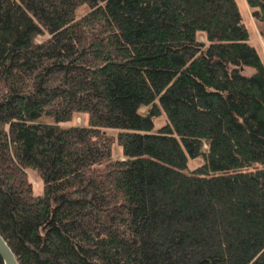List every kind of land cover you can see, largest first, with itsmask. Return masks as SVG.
Masks as SVG:
<instances>
[{
    "label": "trees",
    "instance_id": "obj_1",
    "mask_svg": "<svg viewBox=\"0 0 264 264\" xmlns=\"http://www.w3.org/2000/svg\"><path fill=\"white\" fill-rule=\"evenodd\" d=\"M0 235L19 264H264V65L236 1L0 0Z\"/></svg>",
    "mask_w": 264,
    "mask_h": 264
},
{
    "label": "rangeland",
    "instance_id": "obj_2",
    "mask_svg": "<svg viewBox=\"0 0 264 264\" xmlns=\"http://www.w3.org/2000/svg\"><path fill=\"white\" fill-rule=\"evenodd\" d=\"M239 8L242 21L248 29L249 42L256 48L262 63L264 65V21L258 18L259 10L250 7L245 0H235ZM86 11V7L81 8L78 13L81 14ZM254 11H258L257 15H253ZM37 41H41V38H37ZM88 115L86 113H76L73 119L69 122L63 123L62 125H87ZM46 122H50V119H43ZM164 121L163 118L157 120V125H160ZM113 134L116 133L114 130H110ZM113 156H121V148L116 143L113 145ZM200 158L189 159L188 166L194 167L200 163ZM27 173L30 181L34 186L35 193H42V180L38 176L35 170L27 169Z\"/></svg>",
    "mask_w": 264,
    "mask_h": 264
},
{
    "label": "water",
    "instance_id": "obj_3",
    "mask_svg": "<svg viewBox=\"0 0 264 264\" xmlns=\"http://www.w3.org/2000/svg\"><path fill=\"white\" fill-rule=\"evenodd\" d=\"M258 11H254L253 15H257ZM0 256L3 260V264H19L15 254L5 241V239L0 235Z\"/></svg>",
    "mask_w": 264,
    "mask_h": 264
}]
</instances>
